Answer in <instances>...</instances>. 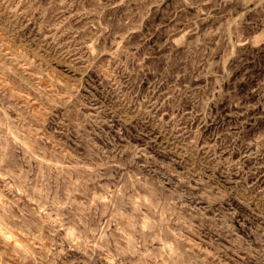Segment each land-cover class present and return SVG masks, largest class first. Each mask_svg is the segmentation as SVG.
Listing matches in <instances>:
<instances>
[{"label":"rangeland","instance_id":"obj_1","mask_svg":"<svg viewBox=\"0 0 264 264\" xmlns=\"http://www.w3.org/2000/svg\"><path fill=\"white\" fill-rule=\"evenodd\" d=\"M0 264H264V0H0Z\"/></svg>","mask_w":264,"mask_h":264}]
</instances>
